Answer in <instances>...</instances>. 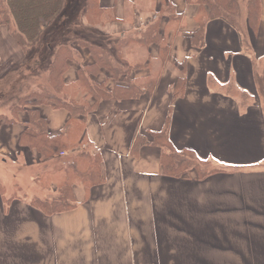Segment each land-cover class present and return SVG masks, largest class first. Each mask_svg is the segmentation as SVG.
Listing matches in <instances>:
<instances>
[{"label": "crops", "instance_id": "1", "mask_svg": "<svg viewBox=\"0 0 264 264\" xmlns=\"http://www.w3.org/2000/svg\"><path fill=\"white\" fill-rule=\"evenodd\" d=\"M96 7L103 15L93 34L114 65L129 67L140 95L96 101L80 84V71L109 91L127 83L98 67L74 39L62 75L65 97L88 111L26 107L37 108L47 134L66 143L63 158L83 148L99 156L102 179L90 185L56 167L58 159L41 160L21 146L27 110L16 122L0 119V163L44 162L42 176L59 178L31 177L16 193L0 174L4 196H12L6 204L0 191V264H264V93L256 85L260 77L264 86V0H257L254 29L246 17L243 34L223 18L210 19L200 45L190 38L208 10L195 0H97ZM156 21L158 40H138ZM87 22L84 10L81 26L91 27ZM22 57L0 26V64ZM166 118L172 146L192 151L205 166L220 165L205 169L215 172L163 173V150L150 141ZM65 179L74 208L48 215L29 203L32 196H57Z\"/></svg>", "mask_w": 264, "mask_h": 264}, {"label": "trees", "instance_id": "2", "mask_svg": "<svg viewBox=\"0 0 264 264\" xmlns=\"http://www.w3.org/2000/svg\"><path fill=\"white\" fill-rule=\"evenodd\" d=\"M96 1L97 0H86V5L84 7L88 21L87 23L92 25H90V28L88 27L92 33H95L93 24L103 15L98 7H96ZM195 1L202 6H206L208 13L204 20H200L198 30L193 33L190 38L192 45H200L198 44L200 42L202 44L204 24L210 19L223 18L241 32L244 30V21L242 20V17H246V22L249 27L252 29L255 27L253 19L256 14L257 0ZM62 4L63 0H0V26L5 25L7 27L9 33L20 46L23 53L27 54L32 46L36 45L43 31L50 28V26H53L61 16L63 13ZM157 24L158 21L148 25L146 27L147 31L143 33L138 40L144 42L158 40L156 35ZM241 33L243 34L244 31ZM87 38L88 39H82L75 36V38L68 37V39L65 40L58 39V41L49 43L46 46L48 49L46 54L48 55L46 57L47 64L43 70L44 73L39 75L37 71L35 72L33 69L27 75H23V73L20 75L16 74L13 79L14 83L12 84L10 82L7 85V90H9L10 86H12V91L19 90L12 94L8 93L7 90L4 93L1 91V93L4 94L2 96L4 99L2 100L4 102H10L12 98H15L19 94L21 88L24 89L23 94L10 103L8 110L9 115L0 114V119H4L8 123L16 122L17 112L20 110H27L28 127L21 136L20 144L21 146L35 150L41 160L59 159L64 156V154L61 153H64L69 149L67 148L66 143L62 142L60 135L47 134L45 120L40 116L37 108L27 109L26 107L30 105L37 107L40 104L47 103L54 107L66 108L70 112L79 111L81 114H85L89 108L83 107L74 100L65 97V94L67 95L68 92L66 91L67 88H64L62 75L67 68V59H69L70 56L69 54L67 55V53L72 52L70 45L74 39H77L79 44H84L90 49L98 67L105 68L114 79H117L118 76L122 75L127 83L126 87H114L115 89L109 91L105 89V87L88 80L87 74L85 75V73L80 71V75L78 76L80 84L84 86L89 93H92L96 101L102 98H114L117 100L136 98L140 95L138 84L129 79V67L119 64L114 65L115 62L113 61L111 54L108 53L105 48L101 47V45L96 43L93 36L90 35ZM2 70L4 71L2 72ZM8 72L9 71L5 70L0 64V78H3ZM43 78L44 80H42ZM36 79L37 81H35ZM39 79L41 81H38ZM30 80L31 82H38H33V85H35L37 89H29L27 83ZM21 84L24 88L20 86ZM256 85L258 91L263 95V79L256 77ZM25 89L27 91H25ZM167 123L168 118H166L164 127L161 130L151 133L152 139L150 141L152 145L163 150L160 159L163 173L174 177H185L189 175L191 169H194L197 172L198 177L203 178L215 172L216 170L202 171V167L207 161L196 157L192 151L187 149L178 150L172 146L168 139ZM138 138L140 141L142 140L140 136H138ZM138 138L136 139V142L138 141ZM84 159L88 161V165L86 168H81L79 167L78 162ZM62 160L65 162L61 161L56 163L55 166L64 169L65 173L67 172L69 176L71 172L74 173L79 176L80 179H83L82 181L87 185L97 183L102 179L99 171L100 158L96 153H92L88 149L83 148L77 151L75 155H72L69 160H66L65 158ZM71 188L72 184L68 179H65L59 184V186H57V196L48 198L32 196L29 199V203L48 215L70 210L76 206ZM4 195L5 194H3V196ZM11 198L12 196L6 197V204Z\"/></svg>", "mask_w": 264, "mask_h": 264}, {"label": "rangeland", "instance_id": "3", "mask_svg": "<svg viewBox=\"0 0 264 264\" xmlns=\"http://www.w3.org/2000/svg\"><path fill=\"white\" fill-rule=\"evenodd\" d=\"M85 5H86V0H63V4H62L63 13L57 19V21L54 23L53 26H50V28L43 31L36 45L32 46L31 50L27 54L23 53V57L21 61H19L18 63H12V64L10 63L9 65L7 64L3 65L4 69L8 70L9 72L7 73V75L5 74L3 76L0 82V112H3L4 114L9 115L8 110H9L10 103L13 102L18 96H21L23 94L24 89L21 88L19 94L15 98H12L10 102H4L1 99L3 98L2 97L4 95L3 93L6 92L7 90V85L10 82L12 84L14 83L13 79L15 78L16 74L20 75L21 73H23V75H27L33 69L35 70V72L37 71L39 75L44 73L43 70L45 69L46 64H47L46 57L48 55L46 54L47 52L46 46L49 43L58 41V39L65 40V39H68V37L70 38L73 36H76L77 38L88 39L87 37L91 35L95 38L96 43L103 45V43L99 41L100 39H98L91 32L90 29H87L86 27L81 26V18L84 12ZM76 30H77V34H76ZM3 71L4 70H2V72ZM31 80L27 83V85H29V89L30 90L37 89L35 85L33 86V82L37 81V79L32 82ZM42 80H44V78ZM38 81H41V80L39 79ZM35 83H38V82H35ZM20 86L23 87L22 84ZM18 90L19 89L12 91V86H10L9 90L7 91L8 93L12 94V93H16ZM1 91H3V93H1ZM25 91L27 90L25 89ZM70 157L69 156L65 157V159L69 160ZM62 159L64 158L63 157L59 158L57 161L59 162L64 161ZM42 164H40V166H35V167L20 168V167H17L15 164L11 163L10 161H7V164L0 163V174L6 177L4 178L5 180L4 183L7 189L11 192L16 191V193L18 192L17 188H19V190H22L27 185L29 186V181L31 180L30 179L31 177L32 178L40 177L41 179H44L43 182H45V179L49 176L50 180H55L56 182L59 178H54L53 176L50 175L49 172H48V175L42 176V173L46 171L44 170L45 163L43 162ZM219 166L220 165H215L213 162H210L206 166L203 165V169L204 170L211 169V168L219 167ZM221 167H224V165H221ZM0 190L3 192V188L1 187V184H0ZM54 192L55 191H53V193ZM4 197L6 198V196Z\"/></svg>", "mask_w": 264, "mask_h": 264}, {"label": "built area", "instance_id": "4", "mask_svg": "<svg viewBox=\"0 0 264 264\" xmlns=\"http://www.w3.org/2000/svg\"><path fill=\"white\" fill-rule=\"evenodd\" d=\"M61 154H64V155H65V154H66V152H64V153H61Z\"/></svg>", "mask_w": 264, "mask_h": 264}]
</instances>
